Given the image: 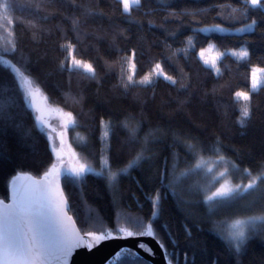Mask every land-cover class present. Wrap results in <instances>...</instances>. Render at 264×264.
I'll return each instance as SVG.
<instances>
[{
	"label": "trees",
	"instance_id": "obj_1",
	"mask_svg": "<svg viewBox=\"0 0 264 264\" xmlns=\"http://www.w3.org/2000/svg\"><path fill=\"white\" fill-rule=\"evenodd\" d=\"M0 3H8L13 21L0 20V36H7L5 28L14 30L17 43L4 58L34 81L48 104L72 114L76 124L67 129L69 138L73 131L85 137L74 146L77 169L89 164L95 171L82 183L61 177L69 213L82 233L120 235V227L135 231L138 223H151L170 264H264V222L246 230L239 252L224 237L230 222L264 215V178L233 200L209 203L214 185L193 170L201 155L223 157L235 183L264 172V74L261 86L251 90V69L264 68V10L245 0H142L130 13L119 0ZM253 20V30L243 33L198 30ZM69 43L75 46L71 55L62 47ZM210 43L223 52L219 72L199 56ZM239 49L249 56L242 60L226 52ZM73 56L92 64L95 77L83 69L69 71ZM133 62L136 81L159 63L177 83L160 77L150 86L128 84ZM0 84V200H7L14 176L41 177L56 157L13 73L2 65ZM237 92L248 93L250 102ZM248 103L250 119L241 126ZM102 121L109 125L107 139ZM130 128L137 129L135 139ZM141 152L138 166L119 172ZM105 157L111 167L103 171L118 173L111 182L97 175ZM117 264L150 263L135 254Z\"/></svg>",
	"mask_w": 264,
	"mask_h": 264
},
{
	"label": "snow or ice",
	"instance_id": "obj_2",
	"mask_svg": "<svg viewBox=\"0 0 264 264\" xmlns=\"http://www.w3.org/2000/svg\"><path fill=\"white\" fill-rule=\"evenodd\" d=\"M123 5V12L130 13L132 8L139 7L142 0H119ZM9 3H15V0H9ZM245 3H250V6L255 9L264 10V0H245ZM0 20L6 21L8 24H13V21L7 15L8 3H0ZM74 25L78 24V21H73ZM256 21L253 20L251 24L247 25L245 29L241 31H252ZM0 27H3L0 24ZM218 27V26H217ZM7 36H0V65L4 68L11 70L14 78L17 82V87L23 93L26 103H30L29 98L33 97L40 91L38 87H34V81L26 75L15 64L10 63L9 60L4 58V53L15 52L17 50V43L14 35V30L10 31L7 28L4 29ZM69 50V54L75 50V46L72 44L62 45ZM223 55V54H221ZM233 55L240 59H246L249 56L247 49H242L239 52H234ZM135 56V53H133ZM203 59V56L201 55ZM219 59V57H217ZM205 65H208V61L204 60ZM64 67V62H62ZM211 67L216 68V61L212 62ZM88 74L91 78L95 77V69L92 64L85 63L80 59L72 57L71 64L68 66L69 71L80 70ZM256 71L253 72L252 91L255 92L258 87L261 86L260 79L256 76ZM259 71H264L261 69ZM131 75H128V84H139L143 86H150L156 79L163 77L164 80L175 85L177 81L170 75H167L162 69L161 65L157 63L151 73L146 74L139 81L134 80L136 72V65L133 62L131 64ZM127 87V85H125ZM186 87V86H182ZM4 87L0 84V91H4ZM236 97H242L244 101L250 102V96L248 93L237 92ZM38 111V110H37ZM67 115V121L64 128L70 129L75 126L76 121L72 114L69 112ZM250 103L246 104L241 111V119L239 123L244 126L248 119H250ZM36 126L44 128L47 126V122L41 115L35 116ZM102 124L105 128L104 138L109 136V125ZM125 127H128L125 124ZM55 131V129H53ZM131 138L135 139L137 129L130 128ZM49 139L52 140L49 134ZM81 141L85 138L80 137ZM191 148L192 145H189ZM53 151H57L54 147ZM144 159L143 153H138L137 156L128 162V164L119 169L120 173L127 174L129 169H134ZM220 157V160H223ZM203 160L195 165L197 169L201 168ZM110 161L107 157L102 160L101 172L97 175H102L104 169H110ZM53 170L56 172L57 181L61 176L68 178L69 182L82 183L85 177L94 172L95 170L89 164H80L78 169L69 171L68 169L56 170L53 166ZM209 172L212 169H208ZM227 171V170H226ZM245 172L249 170L245 169ZM117 172L109 173V180H114L117 176ZM46 177L50 173L45 174ZM220 177L225 176V172L219 174ZM264 178V172L260 173L257 179ZM17 180L28 179L31 177H17ZM215 179V177H214ZM257 179L251 180L246 185L236 184L235 186H229V182L221 184V186L208 196V201L216 200L217 202H226L235 199L238 195L248 192L253 189L257 184ZM154 208L158 206V199L153 201ZM70 206L68 200L65 197L63 191L58 188L54 191L49 183L42 181L31 180V184L21 191L19 188H14L12 203L5 204L0 201V264H68L69 258L72 256L74 250L78 248H87L89 251L98 246L101 242L110 239H123L134 236H147L157 239L158 243H161L153 230L151 223L145 228L142 223L137 224V230H129L125 227H120L118 231L123 233L122 237L113 236L110 231H88L81 234V231L76 228L75 222L72 217L68 215ZM156 212H153V216ZM71 222V224L66 223ZM264 222V215L251 216L247 220L234 221L232 228L234 231L230 234L231 239L236 242V251L239 252L246 239V228H255L256 222ZM139 247L143 248L149 254H152V250L145 244L141 243ZM161 247L164 245L161 243ZM125 255H135L130 249L121 248L111 258L106 261V264H117V261Z\"/></svg>",
	"mask_w": 264,
	"mask_h": 264
},
{
	"label": "rangeland",
	"instance_id": "obj_3",
	"mask_svg": "<svg viewBox=\"0 0 264 264\" xmlns=\"http://www.w3.org/2000/svg\"><path fill=\"white\" fill-rule=\"evenodd\" d=\"M249 24H251V23H248L246 25H243V26H240L237 28H229V27L220 26V25H218V27L217 26H206V27H200L198 30L203 32V33H212V32H217V33H243L246 31H241V29H245L246 26ZM241 50L242 49L228 50L226 52L233 55L234 52H239ZM221 54H223V52L219 51L212 43H210L205 49H202L199 52V56L201 57V55H202L203 60H207L208 66H210V67H211L212 62L214 60L216 61V67H217V61H218L217 57L220 58V56H222ZM233 56H235V55H233ZM261 69H264V68L254 66L251 69V87H252V83H253V72H254V70H257L256 76L260 79V81L262 80L264 71H259ZM29 100H30V102L34 101V110L36 111V114L38 113V115H41L42 118L47 122V125L49 126V128L44 127V129L52 137V143L51 144H52L53 148L55 147L57 149V151H55L56 155H57V161L58 162L59 161L64 162L63 163V169H68L69 171L77 169L78 163L76 160V154H75L74 146L81 145L84 143L85 139L83 141H81V139H80V137H84V135L79 131H73L72 137L69 138L68 132L64 128V125L67 121L66 113H64L60 109L48 104L45 97L40 92L36 93L33 97H30ZM51 128L55 129V131H52ZM58 134H60V135H58ZM60 142L62 143V146H61L62 152L59 151L60 150L59 149ZM201 160H203V164H202L201 168L197 169L194 166L193 170L197 171V172L199 171L203 177H206L209 180L211 185H214L213 190L209 193V195H207V197L211 196L212 193H214L221 186V184H224L226 181L229 182V186H235L236 184H240L243 186V185L248 184L251 180L257 179V177H255V178H251L246 183H235L231 180V178L229 177V174H228L229 170H230V166L224 160H220V158H207V157H203V156L199 155L196 159L195 165L197 163H199ZM209 168L212 169L211 172L208 171ZM221 172H225L224 177L219 176V174ZM103 173L105 174V177L107 178L108 182H111L112 180H109V173L110 172L109 171H103ZM214 177H215V179H214ZM259 180L260 179H257V183ZM206 201L209 203L211 202V201H208L207 199H206ZM247 218H242L239 220H247ZM234 221H236V220H234ZM234 221L230 222L227 225V227L224 231V237L229 242H231L233 245L236 246V242L231 239V235H230L234 231V229L232 228ZM257 222H259V221H257ZM247 229L248 228H246V230Z\"/></svg>",
	"mask_w": 264,
	"mask_h": 264
},
{
	"label": "water",
	"instance_id": "obj_4",
	"mask_svg": "<svg viewBox=\"0 0 264 264\" xmlns=\"http://www.w3.org/2000/svg\"><path fill=\"white\" fill-rule=\"evenodd\" d=\"M28 104L34 110V101H31ZM34 112H35V115H38V113L36 114L35 110ZM46 127L49 128L48 125ZM51 130L53 131V128H51ZM51 143H52V140H51ZM61 146H62V143L60 142L59 151H61ZM53 152L56 157V162L54 164L55 169L63 170L64 162L63 161L58 162L56 152L55 151ZM47 173H50V175H48L47 177L46 175H43L41 177H35L31 174H26V173L18 174L14 176L11 179L10 184H9L8 199L0 200V201H3L5 204L12 203L14 188H19L21 191H23L25 187L31 184V180L49 183L54 191L57 188L60 191H63L62 185H61L62 176L57 181L56 172L53 170V167ZM17 177H31V180H28V179L17 180L16 179ZM68 215L72 217L69 211H68ZM72 220L75 222L73 217H72ZM66 223L71 224V222H68V221H66ZM75 226L77 229H79L76 223H75ZM81 234L83 233L81 232ZM113 236L122 237L123 233L120 235L113 234ZM141 243L147 245L152 250V254H149L143 248L139 247ZM121 248L130 249L133 253H135L137 256H139L143 260L149 262L150 264H170L167 260L164 247L163 248L161 247V244L157 242V239H154L152 237H147V236H134V237H127L123 239H110V240L101 242L98 246H96L90 251L87 248H78L74 250L72 256L69 258L68 264H106V261L109 258H111Z\"/></svg>",
	"mask_w": 264,
	"mask_h": 264
},
{
	"label": "bare ground",
	"instance_id": "obj_5",
	"mask_svg": "<svg viewBox=\"0 0 264 264\" xmlns=\"http://www.w3.org/2000/svg\"><path fill=\"white\" fill-rule=\"evenodd\" d=\"M166 252V251H165ZM166 257H167V254H166ZM168 258V257H167ZM143 260V259H142ZM147 262V261H146Z\"/></svg>",
	"mask_w": 264,
	"mask_h": 264
}]
</instances>
